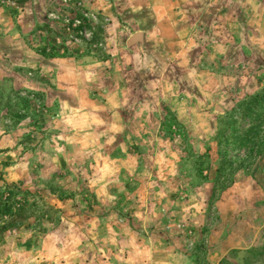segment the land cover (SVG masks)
I'll use <instances>...</instances> for the list:
<instances>
[{"label": "rangeland", "instance_id": "rangeland-1", "mask_svg": "<svg viewBox=\"0 0 264 264\" xmlns=\"http://www.w3.org/2000/svg\"><path fill=\"white\" fill-rule=\"evenodd\" d=\"M263 91L264 0H0V264H264Z\"/></svg>", "mask_w": 264, "mask_h": 264}, {"label": "trees", "instance_id": "trees-1", "mask_svg": "<svg viewBox=\"0 0 264 264\" xmlns=\"http://www.w3.org/2000/svg\"><path fill=\"white\" fill-rule=\"evenodd\" d=\"M45 50L43 49L42 52ZM243 110L252 109H264V91L262 93H257L250 101L245 102L243 105ZM12 188L15 189L14 184H6L4 190L0 192V205L9 208V211L4 215L3 219L0 221V234L6 232L9 228L19 227L23 225L33 214V211H29L22 200L16 199V193H10L8 190ZM23 194H30V191L22 192L19 188L15 189ZM12 204V206H10ZM11 208V209H10ZM49 207L48 210H51Z\"/></svg>", "mask_w": 264, "mask_h": 264}, {"label": "water", "instance_id": "water-1", "mask_svg": "<svg viewBox=\"0 0 264 264\" xmlns=\"http://www.w3.org/2000/svg\"><path fill=\"white\" fill-rule=\"evenodd\" d=\"M141 39H142V38H141V34H140V33H136L135 35H133V36L129 39L128 43L134 42V41H136V40H141Z\"/></svg>", "mask_w": 264, "mask_h": 264}]
</instances>
